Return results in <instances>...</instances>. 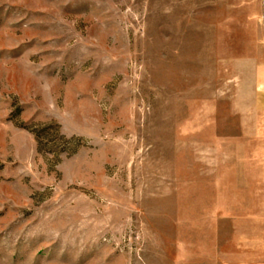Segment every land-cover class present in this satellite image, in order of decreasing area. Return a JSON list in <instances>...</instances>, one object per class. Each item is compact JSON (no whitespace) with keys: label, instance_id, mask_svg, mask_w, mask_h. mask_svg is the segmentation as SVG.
<instances>
[{"label":"rangeland","instance_id":"obj_1","mask_svg":"<svg viewBox=\"0 0 264 264\" xmlns=\"http://www.w3.org/2000/svg\"><path fill=\"white\" fill-rule=\"evenodd\" d=\"M0 264H264V0H0Z\"/></svg>","mask_w":264,"mask_h":264}]
</instances>
